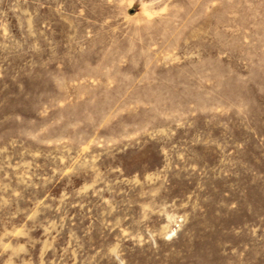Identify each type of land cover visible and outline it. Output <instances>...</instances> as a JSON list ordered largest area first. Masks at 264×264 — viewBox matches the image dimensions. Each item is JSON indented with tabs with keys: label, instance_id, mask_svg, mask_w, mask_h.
Wrapping results in <instances>:
<instances>
[{
	"label": "rangeland",
	"instance_id": "1",
	"mask_svg": "<svg viewBox=\"0 0 264 264\" xmlns=\"http://www.w3.org/2000/svg\"><path fill=\"white\" fill-rule=\"evenodd\" d=\"M0 264H264V0H0Z\"/></svg>",
	"mask_w": 264,
	"mask_h": 264
}]
</instances>
